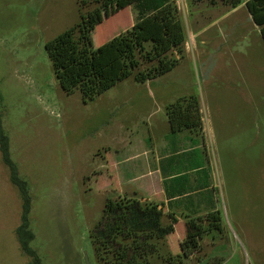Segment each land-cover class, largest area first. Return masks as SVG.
<instances>
[{"label":"rangeland","instance_id":"1","mask_svg":"<svg viewBox=\"0 0 264 264\" xmlns=\"http://www.w3.org/2000/svg\"><path fill=\"white\" fill-rule=\"evenodd\" d=\"M167 2L185 35L186 57L177 69L144 85L134 80L136 71L123 78L120 55L138 44L147 50L155 42L164 46L170 33L157 27L154 15L137 23L138 7L118 0L95 15L89 35L107 90L84 103L78 91L67 96L60 88L45 46L94 11L97 0H0V118L11 158L29 186L31 247L42 264H85V257L96 264L90 230L107 199L124 193L111 185L106 152L110 165L136 155L143 170L146 148L158 168L170 163L169 172L179 177L166 186L189 193L173 205L214 197L223 216L222 240L207 236L202 251L184 264H222L232 256L237 264H264V102L258 96L264 90V48L251 41L253 30L242 12L214 24L230 10L222 0ZM235 19L241 31L229 26ZM166 55L174 56L171 50ZM149 67L142 63L140 69ZM183 94L198 97L205 126V137L187 143L186 150L190 142H205L186 165L182 159L189 154L177 153L182 132L161 125L168 123L165 104ZM144 190L149 198L152 190ZM21 213L20 193L0 152V264H33L16 236ZM185 223L182 216L175 238L185 237ZM172 246L162 256L180 253L178 244Z\"/></svg>","mask_w":264,"mask_h":264},{"label":"trees","instance_id":"2","mask_svg":"<svg viewBox=\"0 0 264 264\" xmlns=\"http://www.w3.org/2000/svg\"><path fill=\"white\" fill-rule=\"evenodd\" d=\"M118 0H97L99 6L80 21L57 35L45 46L53 59L55 77L63 92L70 96L75 91L81 94L84 103L95 99L107 90L103 71L95 69L99 51L93 46L89 35L95 29L94 17ZM127 5H136L141 23L150 16H156L157 27L169 31L166 45L155 42L147 50L143 44L120 55L122 76L129 78L134 71V80L143 84L167 75L176 68L185 54V35L171 11L167 0H125ZM235 8L241 0H222ZM215 3V0H212ZM256 25L264 24V0H250L246 3ZM264 37V30L262 32ZM171 50L173 57L166 53ZM142 63L151 67L141 70ZM166 115L172 133L189 130L196 135L203 131V118L196 95L178 98L166 106ZM0 152L10 173L11 183L18 189L22 200L21 223L16 236L22 252L32 259L33 264H42L31 247L35 234L31 228L32 199L28 183L20 177L19 169L11 158L9 138L0 118ZM164 205L142 203L135 198H108L99 221L90 230L96 264H155L160 259L164 264H184V261L202 251L205 236L225 234L223 216L213 208L202 215L186 217V234L179 242L180 253L162 256L168 238L174 234L178 219L171 213H164ZM165 219L169 225L164 226ZM175 237V235H174ZM174 237L172 243L174 246ZM172 246V248H173ZM220 261V260H219ZM161 263V264H163Z\"/></svg>","mask_w":264,"mask_h":264},{"label":"crops","instance_id":"3","mask_svg":"<svg viewBox=\"0 0 264 264\" xmlns=\"http://www.w3.org/2000/svg\"><path fill=\"white\" fill-rule=\"evenodd\" d=\"M250 1V0H241V4L235 8L230 7V10H228V12H226V14L218 21H216V23L214 24H218L219 22L225 21L226 18H230L231 15H235L239 12H242L243 14H245L246 19H245V23L253 30L251 32V41H255L258 42L260 45H262V47L264 48V37H263V30H264V24L262 25H256L255 22L253 21L249 11L246 8V3ZM228 20V19H227ZM231 24L229 26L232 27V29H241L243 28L242 22L240 19H235L233 21L230 22ZM239 37H243L238 35ZM226 39H235V36H228L226 35L225 37ZM238 40V39H237ZM235 41V40H234ZM238 42V41H236ZM250 48V47H249ZM264 51V49H263ZM186 57V54H184V58ZM179 66V65H178ZM177 66V67H178ZM174 68L171 72H169L168 74L174 72L176 69ZM149 82L152 81H148L144 84H147ZM140 84V83H139ZM183 96H187L186 94H183L182 96L179 97H183ZM259 98L262 100V102H264V90L260 91V93H258ZM178 97V98H179ZM176 98V100L178 99ZM175 100V101H176ZM166 103V102H164ZM173 103V102H172ZM171 104V103H169ZM166 106L168 104H165ZM166 106H165V111H166ZM167 117V115H166ZM203 118V117H202ZM168 122V119H167ZM166 130L167 132H170V126L169 123L166 122H162L161 124ZM182 153L181 152H177L182 154V156H185L186 154H189L188 157H185V160L182 159V161H184V165H186L187 161L192 162V156L191 154L197 152V150L199 148H202L203 145L205 144L204 139L202 141L203 144L200 143L199 146H196L193 142H190V148L188 150H186L185 148L187 147V143L189 142V140H191V138H193V136L199 137V138H203L205 137V126H204V121H203V131L201 135H196L194 133H192L189 130H184L182 131ZM126 143V142H124ZM132 144V143H129ZM147 148L144 150V155L147 157L146 161H144V165H143V170H140V166L141 165H135V159L137 158L136 155L135 156H131V157H122L121 159L118 158V160L113 163V164H109L108 162V156L110 155L108 154V150L106 152V156L104 157V160L107 164V171L109 172V175L114 176L115 177V183L114 181L112 182L111 185H113L115 187V191L117 192H124L123 197H128V198H135L137 200H139L142 203H155V204H159V205H164V213H171L174 215V217H176L178 219V223L174 226L175 227V231L174 234L170 235L168 238V242H171L172 238L174 237L177 227L182 223V216L186 219L187 216H197V215H202L204 213H206L207 211H209L210 209L216 208L218 209L217 203L213 198H209V197H201L200 199H197L195 202H190V203H186L185 205L183 204H179L176 206V204L173 205V203H177L180 202L181 200H185L188 196L189 193L187 192H183L182 194H175L172 189L173 186L172 184L169 186V188L166 186V182H172L175 178H179V177H175L174 175H172L169 172V165L170 163H166L164 164L165 166L163 168H158L155 164L156 162V156L154 155L151 159L150 158V152L146 151ZM152 154H154L155 152L152 150L151 151ZM168 159H171L172 156H168ZM166 160V159H165ZM140 170V172H139ZM165 171V173H164ZM143 181V184L140 185V182ZM150 188V190H152V193L150 194L151 196H149V198L144 197V189ZM140 197V198H137ZM171 205H173L171 207ZM181 215V216H179ZM181 217V218H180ZM212 235V234H211ZM209 236V235H208ZM214 236V235H213ZM207 236L204 237V239ZM203 239V240H204ZM222 240V237L215 236L212 237V240ZM182 240V236H179L178 238L174 237V241L175 244H179V242ZM202 240V241H203ZM202 243V242H201ZM231 259V260H230ZM230 260V262H229ZM240 264V259L239 262ZM222 264H237V259L236 256H232V258L230 257L228 260H226L225 262H223Z\"/></svg>","mask_w":264,"mask_h":264},{"label":"water","instance_id":"4","mask_svg":"<svg viewBox=\"0 0 264 264\" xmlns=\"http://www.w3.org/2000/svg\"><path fill=\"white\" fill-rule=\"evenodd\" d=\"M85 264H90L87 257H85Z\"/></svg>","mask_w":264,"mask_h":264}]
</instances>
